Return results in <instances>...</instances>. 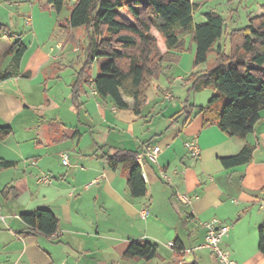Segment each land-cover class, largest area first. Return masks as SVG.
Wrapping results in <instances>:
<instances>
[{
    "label": "crops",
    "instance_id": "0c3cea01",
    "mask_svg": "<svg viewBox=\"0 0 264 264\" xmlns=\"http://www.w3.org/2000/svg\"><path fill=\"white\" fill-rule=\"evenodd\" d=\"M30 14L26 25L36 33L40 25ZM3 24L0 70L9 66L8 51L22 34L27 49L20 70L28 76L0 82V126L12 129L0 145V161L15 163L0 170V264H222L210 250L197 248L205 238L202 223L213 218L229 226L222 248L237 264H264L258 248V229L264 225V110L252 133L231 136L218 126L217 113L200 109L208 105L212 89L191 93L188 103L195 108L188 116L181 113L186 88L175 100L173 82L163 76L153 81L141 114L132 110V98L123 96L127 107L119 109L93 85L81 93L78 109L72 84L81 64L66 84L51 70V58L59 59L52 53L67 54L72 29H65L69 35L38 42L31 52L24 30ZM60 24L65 27L67 21ZM199 67L193 70L206 69ZM207 115L213 122L204 126ZM188 141L199 145L198 158L188 152ZM144 142L162 151L156 162L142 165L147 194L133 197L127 165L112 169L104 155L116 148L141 151ZM248 144L255 147L250 163L224 166L222 158L237 155ZM42 177L50 183L39 181ZM5 187L13 188L9 197L2 193ZM178 194H188L192 201L185 204ZM41 208L58 217L56 233L31 231L23 221L22 214ZM177 239L182 253L169 245ZM134 240L157 244V256L126 258Z\"/></svg>",
    "mask_w": 264,
    "mask_h": 264
},
{
    "label": "trees",
    "instance_id": "16d2710c",
    "mask_svg": "<svg viewBox=\"0 0 264 264\" xmlns=\"http://www.w3.org/2000/svg\"><path fill=\"white\" fill-rule=\"evenodd\" d=\"M68 0H47V4L58 14ZM199 4L193 0H76L67 19V29L85 28L90 38L81 49V68L72 84V101L81 107L79 98L85 87L93 85L102 98H111L119 109L127 107L123 96L133 99L132 110L141 114L149 102L148 91L153 81L164 76L173 82V62H178L190 36L195 43L193 68L206 63L215 52V62L205 70H193L184 80L188 87L186 108L181 113L188 116L195 108L190 104L191 93L205 89L214 91L206 107L201 111L217 113V124L222 131L240 138L254 131L264 110V14L249 15L247 24L241 28L228 29L223 14L212 11L205 14L206 21L197 23L195 12ZM126 12V16L121 11ZM0 29L7 26L0 22ZM22 34L12 43L8 54L12 56L9 66L0 70V82L12 77L28 76L20 70L22 56L27 46ZM225 40V44L221 40ZM229 44L227 48V44ZM103 59L99 72L92 76L94 63ZM169 64V66H166ZM227 100L223 106L215 107L221 98ZM213 122L207 115L204 126ZM10 126H0V145L10 135ZM150 142H144L143 149ZM255 147L246 145L240 153L222 158L226 167L248 164L252 161ZM140 151L116 148L104 155L109 166L116 169L126 164L127 184L133 197L145 196L147 183L142 166L136 162ZM12 161L1 160L0 170L13 166ZM2 193L9 197L12 187ZM29 230L52 235L59 228V219L47 208L22 214ZM258 248L264 254V225L258 229ZM173 249L182 253L179 239ZM157 244L134 240L129 243L125 257L152 260L157 256Z\"/></svg>",
    "mask_w": 264,
    "mask_h": 264
},
{
    "label": "rangeland",
    "instance_id": "374dc122",
    "mask_svg": "<svg viewBox=\"0 0 264 264\" xmlns=\"http://www.w3.org/2000/svg\"><path fill=\"white\" fill-rule=\"evenodd\" d=\"M193 1L199 4V7L195 12V21L197 23L206 21L205 14L215 11L224 15L229 30L232 28H241L245 26L247 24L249 15L264 14V0ZM74 2L75 0H68L62 12L58 14L47 4V0H0V21L3 23H8L9 25H13L15 29L18 28L20 31L24 30V40L28 45L31 46L32 52L36 48L38 42L41 43L42 41H48L50 37L69 35L65 31L66 28L61 25L60 22L64 23L67 21ZM29 13H31L30 15L33 19L35 18L39 22L40 26H37L36 33H33V29L31 30V28H28L26 25V17ZM121 14L126 16V12L124 10L121 11ZM71 32L73 33L72 35L74 39L69 41V46L67 49L68 51L66 52L67 54L60 56L59 51L56 50L54 53H52V55L59 56V59L54 61L51 58V62H53L51 70H54V72L57 74L59 72L58 76L63 81V84H66L68 79L73 75L72 70L81 64V61L78 59L81 55L80 48L87 46L90 38L88 32L83 27L72 29ZM181 37H185L188 40L187 44L185 45L184 51L179 53V61L170 64V66H172L171 76L174 78V80L176 77L180 76V79H176L175 82L173 81L172 91L176 98L175 100L178 99L179 95H182V92H185V88L187 95L188 87L185 86L184 80L190 76L194 69L193 61L196 48L195 43L190 41V36L187 34H181ZM224 41V39L221 40V43L225 44ZM51 43H53V39H51ZM51 43L46 46L47 49H49ZM74 45L78 46L79 51L73 52ZM228 45L229 44H227V48L229 47ZM215 56V52L211 53L208 61L202 64L199 68L204 69L211 67L215 62ZM103 61L104 60L101 59V61L99 60L95 62L93 72L96 75L98 74L100 64ZM166 66H169V64H166ZM63 92L64 91H62V93ZM150 93H152L151 90ZM226 100L227 99L225 97L221 98L215 107L218 108L223 106Z\"/></svg>",
    "mask_w": 264,
    "mask_h": 264
},
{
    "label": "built area",
    "instance_id": "2783aa9c",
    "mask_svg": "<svg viewBox=\"0 0 264 264\" xmlns=\"http://www.w3.org/2000/svg\"><path fill=\"white\" fill-rule=\"evenodd\" d=\"M167 98L171 99V96L167 95ZM185 145L192 157L198 158L200 156L201 150L199 145L195 141H188ZM161 151L162 148L159 145L148 144L140 152H138L135 157L136 162L141 166L144 164L145 160L156 162L157 157L159 156ZM62 158L63 163L68 165L69 159L67 154H63ZM164 177L166 176L164 175ZM39 181L44 183H50V178L42 177ZM177 197L181 202L185 204H189L192 201V197L188 194H178ZM146 215L147 212L143 211V217H145ZM202 226L206 230L205 238L203 243L197 248H205L210 250L216 255L218 261L222 264H237V262L231 258L230 253L221 246L222 239L226 235L229 226L223 224L222 221L217 218H213L209 221L203 222ZM169 245L173 247L174 243L171 242L169 243Z\"/></svg>",
    "mask_w": 264,
    "mask_h": 264
}]
</instances>
